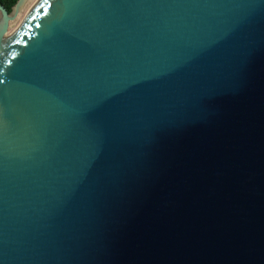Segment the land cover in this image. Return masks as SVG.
Wrapping results in <instances>:
<instances>
[{
	"label": "water",
	"instance_id": "water-1",
	"mask_svg": "<svg viewBox=\"0 0 264 264\" xmlns=\"http://www.w3.org/2000/svg\"><path fill=\"white\" fill-rule=\"evenodd\" d=\"M0 264H264V0H33L0 41Z\"/></svg>",
	"mask_w": 264,
	"mask_h": 264
},
{
	"label": "bare ground",
	"instance_id": "bare-ground-1",
	"mask_svg": "<svg viewBox=\"0 0 264 264\" xmlns=\"http://www.w3.org/2000/svg\"><path fill=\"white\" fill-rule=\"evenodd\" d=\"M32 3H33V0H24L22 5L17 9L16 12H14L12 18L9 19L8 21V25L9 23H12V22L15 23V25L13 26L14 28L11 27L12 29L11 28L6 29V31L0 35V36H3V37H0V41L5 40L15 35V32L18 27L19 21L21 19L22 13L29 11L32 6Z\"/></svg>",
	"mask_w": 264,
	"mask_h": 264
},
{
	"label": "trees",
	"instance_id": "trees-1",
	"mask_svg": "<svg viewBox=\"0 0 264 264\" xmlns=\"http://www.w3.org/2000/svg\"><path fill=\"white\" fill-rule=\"evenodd\" d=\"M15 1L16 0H0V5H2L6 11H9Z\"/></svg>",
	"mask_w": 264,
	"mask_h": 264
},
{
	"label": "rangeland",
	"instance_id": "rangeland-1",
	"mask_svg": "<svg viewBox=\"0 0 264 264\" xmlns=\"http://www.w3.org/2000/svg\"><path fill=\"white\" fill-rule=\"evenodd\" d=\"M14 25H15L14 22L9 23V25L7 26V29H10L11 27L14 28V27H13ZM12 28H11V29H12ZM0 37H3V36H0Z\"/></svg>",
	"mask_w": 264,
	"mask_h": 264
}]
</instances>
